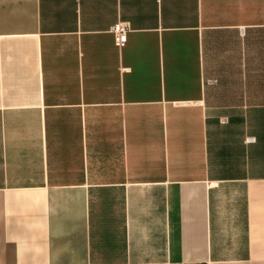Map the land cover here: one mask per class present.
Instances as JSON below:
<instances>
[{"label": "crops", "instance_id": "obj_1", "mask_svg": "<svg viewBox=\"0 0 264 264\" xmlns=\"http://www.w3.org/2000/svg\"><path fill=\"white\" fill-rule=\"evenodd\" d=\"M0 264H264V0H0Z\"/></svg>", "mask_w": 264, "mask_h": 264}, {"label": "built area", "instance_id": "obj_2", "mask_svg": "<svg viewBox=\"0 0 264 264\" xmlns=\"http://www.w3.org/2000/svg\"><path fill=\"white\" fill-rule=\"evenodd\" d=\"M111 34L113 36V45L121 49L125 47L127 42V34L129 33V27L126 23L118 22V24L113 25L111 28Z\"/></svg>", "mask_w": 264, "mask_h": 264}]
</instances>
